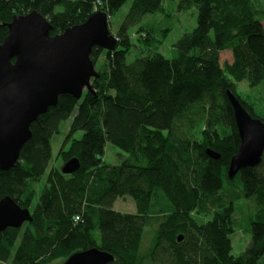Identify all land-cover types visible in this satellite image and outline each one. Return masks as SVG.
<instances>
[{"label": "trees", "instance_id": "1", "mask_svg": "<svg viewBox=\"0 0 264 264\" xmlns=\"http://www.w3.org/2000/svg\"><path fill=\"white\" fill-rule=\"evenodd\" d=\"M128 1L0 0V43L14 17L32 11L47 18L52 36L97 12L108 17L111 31L113 15ZM259 5L179 0L182 11L197 8L198 24L168 59L158 51L149 24H142L147 15H166L164 0H133L115 34L116 49H93L100 75L92 81L93 92L85 91L80 100L61 95L31 125L32 138L17 164L0 170V201L10 196L33 217L0 233V262L65 264L97 248L114 257L110 264H264V154L259 166L228 177L241 145L228 92L257 117L237 84L255 87L264 81ZM133 48L147 54L128 63ZM225 51L232 52L231 62H221ZM71 118L59 156L63 167L72 158L81 167L64 174L63 167L50 169L52 140ZM79 131L83 137L72 140ZM109 144L126 153L118 165L105 161ZM207 149L220 159H211ZM127 196L135 200L136 214L114 210L117 199ZM238 210L251 212L246 220L251 242L235 256L231 236L244 225L237 221ZM147 227L154 236L141 252Z\"/></svg>", "mask_w": 264, "mask_h": 264}, {"label": "water", "instance_id": "2", "mask_svg": "<svg viewBox=\"0 0 264 264\" xmlns=\"http://www.w3.org/2000/svg\"><path fill=\"white\" fill-rule=\"evenodd\" d=\"M53 26L38 11L15 16L9 34L0 43V170L12 169L21 151L32 138L31 125L57 106L61 95L77 100L85 91L93 92V79L100 78L91 59L94 48L113 51L117 39L111 33L108 17L97 12L88 20L52 36ZM228 99L234 111L241 145L230 161L228 177L233 180L245 168L260 165L264 154V121L254 117L232 93ZM206 153L218 160L211 149ZM81 167L72 158L62 172L73 174ZM30 209L12 197L0 201V233L32 222ZM183 236H180L182 241ZM114 257L95 248L73 255L65 264H110Z\"/></svg>", "mask_w": 264, "mask_h": 264}, {"label": "rangeland", "instance_id": "3", "mask_svg": "<svg viewBox=\"0 0 264 264\" xmlns=\"http://www.w3.org/2000/svg\"><path fill=\"white\" fill-rule=\"evenodd\" d=\"M133 0H129L122 8L116 12L111 19V32L116 37V32L123 23L124 17L129 11V8ZM259 9L264 12V0H258ZM179 0H164L165 14H151L144 17L142 24H149V28L152 29L154 37L158 40L156 46H158V51L163 54L168 59H173L177 56V47L176 44L186 33H191L197 27L198 24V10L193 8L188 11H182L179 9ZM61 8H58L57 11H60ZM262 14V13H261ZM263 18V15L261 16ZM110 20V17H109ZM138 27H134L132 31H136ZM136 39V35L133 38ZM137 43V42H136ZM147 54L146 51L143 53L138 48H133V51L128 55V63L133 62L137 57H142ZM233 55L231 51H225L221 53V62L232 61ZM103 60V56L100 58V62ZM237 92L242 97L243 101L246 102L254 111L257 117H260L264 120V81L255 87L250 86L248 81H243L237 84ZM72 118L66 121H63L60 125V134L56 135L52 140V160L50 162L51 168L62 169L63 161L59 156V151L66 141V137L69 133L70 124ZM83 137V132H77L73 139H81ZM71 141L67 143L66 149L69 148ZM105 161L111 165H118L121 163L126 153L119 149L118 147L109 144L106 149ZM42 187L41 184L37 186V189L40 190ZM37 202L34 201L35 205ZM253 208V206H252ZM114 210L128 213L136 214L137 206L135 200L127 196L125 198H119L114 204ZM237 213V221L241 225L236 229V232L231 236L232 240V254L239 256L243 253L251 242V235L247 231V218L251 215V212L240 211ZM242 213V214H241ZM241 214V215H240ZM244 215V221L243 216ZM97 238L100 239V234H96ZM154 236V228L147 227L144 231V237L141 246V252H144L148 249L152 242ZM0 264H5L0 262ZM53 264H60L55 262ZM150 264V263H147Z\"/></svg>", "mask_w": 264, "mask_h": 264}]
</instances>
